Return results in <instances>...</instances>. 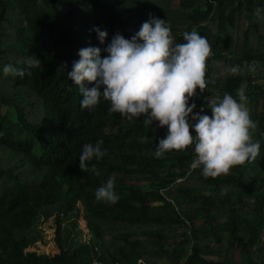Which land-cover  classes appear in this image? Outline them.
<instances>
[{
  "label": "trees",
  "instance_id": "1",
  "mask_svg": "<svg viewBox=\"0 0 264 264\" xmlns=\"http://www.w3.org/2000/svg\"><path fill=\"white\" fill-rule=\"evenodd\" d=\"M257 8L264 0H0V69H25L23 78L0 72V264H264V19ZM150 17L166 20L174 43L184 42L185 31L207 37L202 113L211 115L210 99L237 98L243 89L257 124L252 139L261 145L253 161L205 177L202 165L191 166L194 145L153 155L167 134L158 121L145 127L143 117L124 119L104 99L80 107L79 87L67 78L78 50L96 46L106 56L113 35L130 38ZM94 26L107 31L104 44ZM33 55L41 64L29 69L24 62ZM98 139L106 155L88 164L99 176L82 171L78 159L82 145ZM109 177L114 204L95 199ZM60 215L69 225L62 234L53 220L59 251L46 253L37 223Z\"/></svg>",
  "mask_w": 264,
  "mask_h": 264
},
{
  "label": "clouds",
  "instance_id": "2",
  "mask_svg": "<svg viewBox=\"0 0 264 264\" xmlns=\"http://www.w3.org/2000/svg\"><path fill=\"white\" fill-rule=\"evenodd\" d=\"M254 15L264 19V9L257 8ZM101 44L108 36L106 30L93 27ZM183 43H174L171 28L164 19L150 17L130 38L117 32L103 49L88 46L78 50L79 59L73 62L67 78L79 87L82 109H93L101 99L109 101L108 111L119 113L127 120L143 117L145 127L158 121L167 127V134L159 139L153 155L161 157L170 150H183L194 145L196 154L192 167L202 165L205 177L215 178L227 174L236 165L253 161L260 154V141L252 139L257 127L244 101L243 89H237L236 97L224 94L221 99H210L207 107L211 115L194 112L197 105L191 98L197 88H206V60L211 54L207 37L197 31H185ZM27 68H37L41 60L29 56ZM236 72L237 68L230 69ZM21 78L25 69L5 65L0 69ZM31 75V73H28ZM85 81L94 82L86 87ZM191 121H195L192 123ZM194 130V135L190 131ZM103 140L95 144L85 143L78 157L79 168L97 176L100 172L88 162L99 161L106 155ZM115 178L109 177L95 190V199L114 204L119 195L114 188Z\"/></svg>",
  "mask_w": 264,
  "mask_h": 264
},
{
  "label": "rangeland",
  "instance_id": "3",
  "mask_svg": "<svg viewBox=\"0 0 264 264\" xmlns=\"http://www.w3.org/2000/svg\"><path fill=\"white\" fill-rule=\"evenodd\" d=\"M31 98V97H30ZM32 100V98H31ZM34 100V99H33ZM36 106V105H35ZM57 219L60 225V232H62L66 225H69V221H67L62 215L60 216H52L49 219L41 218L40 221L37 223V229L42 235L41 241L39 242L40 249H43L46 253H54L59 251L58 247V237L56 231V223L53 221ZM79 226L81 227L83 234L82 239L85 236H89L88 229L82 217L79 219ZM64 232V231H63ZM62 232V234H63ZM65 235H62L61 239L63 240ZM87 238V240H88Z\"/></svg>",
  "mask_w": 264,
  "mask_h": 264
},
{
  "label": "built area",
  "instance_id": "4",
  "mask_svg": "<svg viewBox=\"0 0 264 264\" xmlns=\"http://www.w3.org/2000/svg\"><path fill=\"white\" fill-rule=\"evenodd\" d=\"M203 92H201L199 90V88H197L196 90V94L191 98L190 102L194 101L197 105L196 109H194L193 111L194 112H197V111H204L205 110V106L203 104ZM192 123H194L195 121H191ZM191 129V128H190ZM88 236H85L84 239H87ZM140 263V261H139Z\"/></svg>",
  "mask_w": 264,
  "mask_h": 264
}]
</instances>
